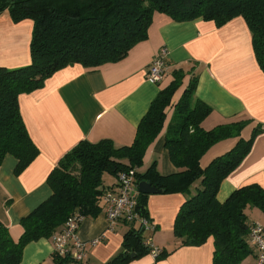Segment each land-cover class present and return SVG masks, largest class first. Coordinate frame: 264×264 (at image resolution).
<instances>
[{
    "label": "trees",
    "instance_id": "trees-1",
    "mask_svg": "<svg viewBox=\"0 0 264 264\" xmlns=\"http://www.w3.org/2000/svg\"><path fill=\"white\" fill-rule=\"evenodd\" d=\"M5 12L15 24L24 20L34 23L31 64L0 68V166L6 156L14 157L17 175L40 154L22 118L20 96L42 89L49 78L68 66L97 68L123 61L136 45L148 39L156 12L178 22L212 21L218 28L242 17L252 33L255 57L264 73V0H0V16ZM173 76L142 119L132 145L118 147L111 140L80 142L50 173L47 184L52 195L21 220L23 234L17 242L0 222V264H20L29 243L50 239L75 212L99 216L105 192L117 185L106 188L104 175L117 178L131 169H136L137 181L156 187L158 195H187L200 182L201 188L183 203L175 219L174 235L182 246L201 247L212 238V264H242L254 253L246 209L257 208L264 214V188L258 184L242 187L224 203L217 196L222 182L243 162L264 129L255 128L249 140L240 138L232 150L203 168L202 157L217 143L239 137L246 123L204 130L201 125L211 108L196 98L198 79L194 77L166 124V110L185 74L179 70ZM164 129L165 148L178 172L162 175L154 162L140 173L149 147ZM150 196L140 194L138 200L140 215L148 219ZM143 234L141 226L131 228L124 236L123 251L109 264H127L151 254ZM170 254L162 250L156 260ZM54 260L57 264L72 263L69 256Z\"/></svg>",
    "mask_w": 264,
    "mask_h": 264
},
{
    "label": "crops",
    "instance_id": "crops-1",
    "mask_svg": "<svg viewBox=\"0 0 264 264\" xmlns=\"http://www.w3.org/2000/svg\"><path fill=\"white\" fill-rule=\"evenodd\" d=\"M33 27L31 20L13 23L8 12L0 16V68L17 69L31 64ZM164 47L168 50L166 77L154 84L147 80L146 73ZM179 70L185 74L183 85L166 110V124L194 77L198 79L196 98L211 108L201 125L204 130L246 123L239 137L217 143L202 157L203 168L232 150L240 138L249 140L255 128L264 129V73L244 19L235 18L218 28L212 21L178 22L156 12L148 39L136 45L123 61L97 68L68 66L49 78L42 89L20 96L22 118L40 154L19 175L15 173L17 160L10 155L0 166V222L14 241L23 234L21 220L52 195L47 179L59 162L82 141L111 140L118 147L132 145L151 104ZM165 131L149 147L138 169L140 173L154 162L162 175L178 172L165 148ZM106 175V188L117 183L116 177ZM252 184L264 188V130L243 162L222 182L217 199L224 203L237 189ZM200 188L198 182L187 195L149 197V220L154 230L144 232V239L152 238L154 248L171 254L162 260L148 254L127 264H212V238L201 247H185L174 235L181 206ZM246 214L250 227L264 224V214L259 209L248 207ZM131 228L138 229L139 224L119 223L111 229L104 211L95 218L86 217L80 228L82 238L91 241L104 236L90 249L87 264H109L123 251L124 236ZM255 263L254 252L242 264ZM20 264H57L50 239L29 243Z\"/></svg>",
    "mask_w": 264,
    "mask_h": 264
},
{
    "label": "built area",
    "instance_id": "built-area-1",
    "mask_svg": "<svg viewBox=\"0 0 264 264\" xmlns=\"http://www.w3.org/2000/svg\"><path fill=\"white\" fill-rule=\"evenodd\" d=\"M167 48H162L149 66L146 78L154 84L163 82L167 73ZM136 169L121 172L117 177V185L108 189L104 196V214L113 229L119 223L139 224L144 232L153 231V225L148 218L142 217L138 208L140 196L139 181L136 178ZM86 219L81 213L75 212L64 223L61 231L50 237L53 257L64 258L69 256L71 264H87L91 248L96 247L103 239L100 236L91 241L82 238L80 228ZM249 242L256 254L255 264H264V224L255 223L249 229ZM146 246L152 249V255L157 258L161 250L152 245V238L145 239Z\"/></svg>",
    "mask_w": 264,
    "mask_h": 264
},
{
    "label": "water",
    "instance_id": "water-1",
    "mask_svg": "<svg viewBox=\"0 0 264 264\" xmlns=\"http://www.w3.org/2000/svg\"><path fill=\"white\" fill-rule=\"evenodd\" d=\"M139 192L141 194H143V195H155V194H159L160 193L159 190L156 187L148 184L147 182H140L139 183ZM140 211L141 210L138 207L137 208V212L140 213Z\"/></svg>",
    "mask_w": 264,
    "mask_h": 264
},
{
    "label": "rangeland",
    "instance_id": "rangeland-1",
    "mask_svg": "<svg viewBox=\"0 0 264 264\" xmlns=\"http://www.w3.org/2000/svg\"><path fill=\"white\" fill-rule=\"evenodd\" d=\"M106 176H108V175H106ZM257 212H259L258 210H256ZM256 211H254V212H256ZM252 215H253V213H251Z\"/></svg>",
    "mask_w": 264,
    "mask_h": 264
}]
</instances>
